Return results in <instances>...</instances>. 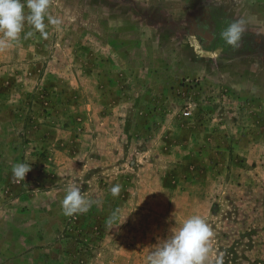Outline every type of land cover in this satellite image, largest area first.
I'll return each mask as SVG.
<instances>
[{"label":"rangeland","instance_id":"1","mask_svg":"<svg viewBox=\"0 0 264 264\" xmlns=\"http://www.w3.org/2000/svg\"><path fill=\"white\" fill-rule=\"evenodd\" d=\"M49 14L63 23L46 37L25 20L0 46V264H149L193 215L213 233L207 264H264V0ZM238 20L233 48L220 33ZM70 185L86 213L63 214Z\"/></svg>","mask_w":264,"mask_h":264},{"label":"clouds","instance_id":"2","mask_svg":"<svg viewBox=\"0 0 264 264\" xmlns=\"http://www.w3.org/2000/svg\"><path fill=\"white\" fill-rule=\"evenodd\" d=\"M27 8V15L25 14ZM50 0H0V46H7L17 41L23 30L25 20L35 31L47 36L45 31L48 23L59 27L63 21L49 14ZM246 31L243 21H234L223 30L220 35L225 43L238 48L243 33ZM32 35V33H28ZM30 171V164L19 163L13 166L12 174L16 180L25 181L26 173ZM120 186L111 188V194H119ZM91 206V201L86 200L81 194V188L70 185L61 201L62 212L65 216L86 213ZM125 217L117 222L113 216L108 220L109 230L119 227L126 221ZM213 233L204 218L193 215L185 219L178 228L170 234L152 251L148 257L149 264H207L210 248L209 241Z\"/></svg>","mask_w":264,"mask_h":264},{"label":"trees","instance_id":"3","mask_svg":"<svg viewBox=\"0 0 264 264\" xmlns=\"http://www.w3.org/2000/svg\"><path fill=\"white\" fill-rule=\"evenodd\" d=\"M106 211H107V208L104 207V208L102 209V211L99 213V215H100V216H104V214L106 213ZM88 247H89V246L86 245L85 248H86V249H89Z\"/></svg>","mask_w":264,"mask_h":264}]
</instances>
